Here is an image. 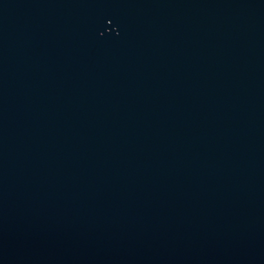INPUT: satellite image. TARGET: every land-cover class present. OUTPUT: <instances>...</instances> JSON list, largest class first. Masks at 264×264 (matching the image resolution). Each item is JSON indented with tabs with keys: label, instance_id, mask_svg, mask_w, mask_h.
<instances>
[{
	"label": "water",
	"instance_id": "95a60500",
	"mask_svg": "<svg viewBox=\"0 0 264 264\" xmlns=\"http://www.w3.org/2000/svg\"><path fill=\"white\" fill-rule=\"evenodd\" d=\"M0 264H264V0H0Z\"/></svg>",
	"mask_w": 264,
	"mask_h": 264
}]
</instances>
